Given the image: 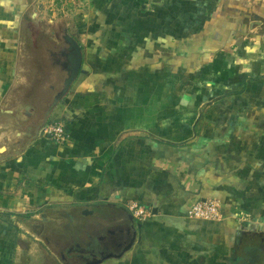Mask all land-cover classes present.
Segmentation results:
<instances>
[{
  "label": "crops",
  "instance_id": "obj_1",
  "mask_svg": "<svg viewBox=\"0 0 264 264\" xmlns=\"http://www.w3.org/2000/svg\"><path fill=\"white\" fill-rule=\"evenodd\" d=\"M34 3L0 0V264H59L69 242L111 227L95 219L103 202L151 216L129 252L102 264H264L244 258V244L264 243V121L245 113L264 105V76L251 65L241 81L233 67L225 75L237 65L222 36L195 41L221 0H66L85 73L50 121L69 139L40 132L14 154L18 29ZM199 200L219 201L220 218H193Z\"/></svg>",
  "mask_w": 264,
  "mask_h": 264
},
{
  "label": "water",
  "instance_id": "obj_2",
  "mask_svg": "<svg viewBox=\"0 0 264 264\" xmlns=\"http://www.w3.org/2000/svg\"><path fill=\"white\" fill-rule=\"evenodd\" d=\"M34 45L37 49L39 76L30 93L25 96L24 107L21 109L24 112L15 126V132L21 139L18 140V149L14 150V154L20 153L38 138L72 86L85 73L82 46L70 33L68 26L65 25L58 34L44 33L36 36ZM0 151L5 152V147ZM92 207L99 210L100 216L95 217L96 221L104 223L110 219L111 227L106 230L98 223L104 235L99 229L95 238L84 241L77 238L75 248L69 242L70 248L60 256L59 264H102L110 259H121L138 241L142 224L137 222L127 206L103 202ZM105 208L115 211L118 216L108 217ZM88 212L85 210L83 214L88 215Z\"/></svg>",
  "mask_w": 264,
  "mask_h": 264
},
{
  "label": "rangeland",
  "instance_id": "obj_3",
  "mask_svg": "<svg viewBox=\"0 0 264 264\" xmlns=\"http://www.w3.org/2000/svg\"><path fill=\"white\" fill-rule=\"evenodd\" d=\"M42 1L45 0H35L31 8L25 12L23 24H20L18 29L20 42L19 79L17 87L14 89V97L18 99V106L21 109L24 107L26 94L30 93L33 84L38 80L39 76L37 71V49L34 45L35 37L44 33L47 35L58 34L65 25L68 26L70 33L74 35L78 33L76 16L79 13L75 11L73 6V8L63 7L62 4L66 0H53L54 3H51L52 0H46V4L41 3L42 5H39ZM219 6L215 9H207V16L210 19L200 31L201 35H197L196 43L203 44L207 36L211 42L222 36L221 40H217V45L221 46L220 48H224L222 57L225 56L229 64V57L232 58L237 65V68L233 64L224 69L225 75L230 73L227 69L233 67L240 74L239 80L241 81V78H243L241 75L251 65L254 70L253 73L259 72L262 74L261 76H264V0H221ZM210 14L211 16L216 15L219 17L218 21L214 17H209ZM214 21H217L216 24H214ZM204 37L206 39H203ZM213 48L216 47L205 45L204 52L207 51L212 57L220 49L219 47L217 50ZM253 53L254 56H252ZM211 57H208V60ZM234 70L231 71L233 76L237 74L234 73ZM256 76V80L260 78L259 75ZM263 108L264 105L251 102L246 106L245 113L247 116L249 114L256 115V118H259L256 119V123L259 124L264 121V114H257L264 112L262 111ZM23 112L24 110H20L19 114L22 113V116ZM262 125L264 124H260L259 127H262ZM44 237L46 236H42V240H44ZM244 245V252H247V255H242H244L246 260L250 258L251 253L257 258H264V243H261L258 239L253 238Z\"/></svg>",
  "mask_w": 264,
  "mask_h": 264
},
{
  "label": "built area",
  "instance_id": "obj_4",
  "mask_svg": "<svg viewBox=\"0 0 264 264\" xmlns=\"http://www.w3.org/2000/svg\"><path fill=\"white\" fill-rule=\"evenodd\" d=\"M41 134L59 144H64L69 139L66 124L59 120L48 122L41 130ZM128 208L132 211L137 221L143 222L151 216V211L138 203L132 202ZM190 215L198 219H219L221 216L220 202L217 200H199L191 208Z\"/></svg>",
  "mask_w": 264,
  "mask_h": 264
}]
</instances>
